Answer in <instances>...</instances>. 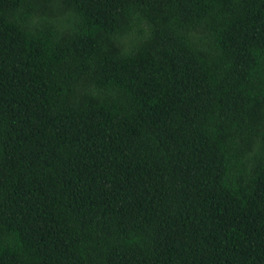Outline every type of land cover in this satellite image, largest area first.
I'll list each match as a JSON object with an SVG mask.
<instances>
[{"label":"trees","instance_id":"trees-1","mask_svg":"<svg viewBox=\"0 0 264 264\" xmlns=\"http://www.w3.org/2000/svg\"><path fill=\"white\" fill-rule=\"evenodd\" d=\"M0 264H264V0H0Z\"/></svg>","mask_w":264,"mask_h":264}]
</instances>
